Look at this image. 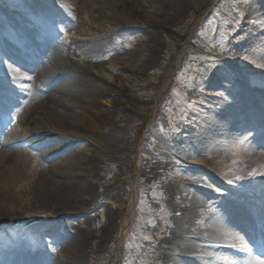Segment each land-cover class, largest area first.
Masks as SVG:
<instances>
[{
    "label": "rangeland",
    "instance_id": "374dc122",
    "mask_svg": "<svg viewBox=\"0 0 264 264\" xmlns=\"http://www.w3.org/2000/svg\"><path fill=\"white\" fill-rule=\"evenodd\" d=\"M181 1L176 8L161 0H0V76L6 66L20 70L7 60L11 53L21 55L29 70L46 49L88 76L75 84L68 111L79 130L70 172L79 183L72 196L78 207L72 229L56 224L61 236L89 232L83 264H163L162 242L180 214L175 210L188 204L187 188L210 193L217 206L239 189L204 166L201 147L215 123H225H217L218 100L232 102L239 89L255 97L264 85L256 69L264 58V15L245 17L264 0ZM51 11L69 25L57 23ZM11 106L1 100L2 136L14 127L6 117ZM104 136L118 138L113 149L101 141ZM14 148L33 151L23 144ZM236 196L240 202L247 197ZM252 202L264 208V194ZM7 211L18 220L9 231L19 233L3 243L7 249L16 256L32 250L61 256L57 242L20 230L59 218L57 211L22 199L11 201ZM111 212L113 230L103 241ZM222 245L234 257L255 253L248 243Z\"/></svg>",
    "mask_w": 264,
    "mask_h": 264
},
{
    "label": "bare ground",
    "instance_id": "6f19581e",
    "mask_svg": "<svg viewBox=\"0 0 264 264\" xmlns=\"http://www.w3.org/2000/svg\"><path fill=\"white\" fill-rule=\"evenodd\" d=\"M161 1L182 7L181 0ZM50 14L60 25H69L54 11ZM263 15L264 7H258L245 17ZM36 56L39 63L35 69L28 70L24 67L26 60L11 53L7 60L20 70L6 66L0 76V101L9 100L12 106L6 117L15 123L13 128H6L9 130L4 136L0 135V264H83L89 232H67L68 237L61 236L56 224L69 228L76 216L74 209L78 207L72 196L78 191L79 183L70 172L74 170L71 161L75 158L71 149L79 138V130L68 111L72 110L70 103L76 97L75 84L87 80L88 76L61 58L55 49L40 51ZM256 69L264 74V58ZM232 98V102L217 101V123H225H215L212 137L203 141L201 148L207 158L204 166L213 169L216 177L231 180L239 189L233 199L217 206L210 193L187 188L188 204L182 210L173 205L177 209L175 215L176 212L180 214L174 217L169 237L162 242L166 251L163 264H264V244L263 249L255 246L250 234L252 232L257 241L259 234L264 241V208L252 202L254 196L264 194V85L255 97L239 89ZM117 139L104 136L101 141L113 149ZM17 144L34 151L15 149ZM18 182L22 184L18 186ZM241 193L247 196L245 202L237 200L236 194ZM19 199L40 209L50 207L57 211L59 218L36 220L20 230L29 237L36 235L57 242L61 256L54 254L50 259L43 250L21 251L22 256H16L12 248L3 245L18 233L9 231L18 220L7 208L11 201ZM199 219L204 223L195 228ZM113 226L111 212L101 240L107 238ZM188 234L196 236L203 245H196L186 236ZM245 243L255 253L234 257L222 245L235 247Z\"/></svg>",
    "mask_w": 264,
    "mask_h": 264
}]
</instances>
